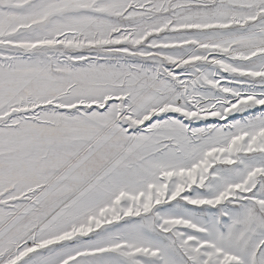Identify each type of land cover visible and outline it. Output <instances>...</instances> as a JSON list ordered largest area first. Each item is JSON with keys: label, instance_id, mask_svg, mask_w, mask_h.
Segmentation results:
<instances>
[{"label": "snow or ice", "instance_id": "obj_1", "mask_svg": "<svg viewBox=\"0 0 264 264\" xmlns=\"http://www.w3.org/2000/svg\"><path fill=\"white\" fill-rule=\"evenodd\" d=\"M0 264H264V0H0Z\"/></svg>", "mask_w": 264, "mask_h": 264}]
</instances>
